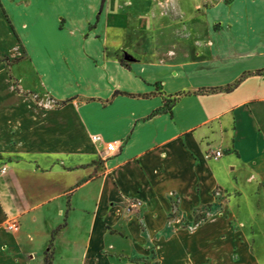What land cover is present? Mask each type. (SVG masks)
Here are the masks:
<instances>
[{"label":"crops","instance_id":"0c3cea01","mask_svg":"<svg viewBox=\"0 0 264 264\" xmlns=\"http://www.w3.org/2000/svg\"><path fill=\"white\" fill-rule=\"evenodd\" d=\"M90 1L0 0L10 74L52 96L0 60V264H44L56 229L51 264H264V0L204 5L192 57L128 67Z\"/></svg>","mask_w":264,"mask_h":264},{"label":"rangeland","instance_id":"374dc122","mask_svg":"<svg viewBox=\"0 0 264 264\" xmlns=\"http://www.w3.org/2000/svg\"><path fill=\"white\" fill-rule=\"evenodd\" d=\"M215 1L217 0H104L96 25L101 26L99 34L105 39V52L125 63L128 60L183 61L192 57L197 34L204 29L195 20L199 17L196 9ZM63 22L64 19H61V24ZM4 47L8 49L9 44H4ZM25 56V50L17 47L6 54L0 52V60L3 61L6 73L9 72L10 88L17 91L20 97L31 99L36 107L45 108L48 100L52 99L49 93L35 89L24 90L19 78L10 74L12 67ZM216 192L221 200L223 191L217 189ZM212 209L211 205L199 209L195 213V222ZM230 251L233 253L231 258L235 259L234 250ZM148 259L149 255L147 259L129 257L133 262Z\"/></svg>","mask_w":264,"mask_h":264},{"label":"built area","instance_id":"2783aa9c","mask_svg":"<svg viewBox=\"0 0 264 264\" xmlns=\"http://www.w3.org/2000/svg\"><path fill=\"white\" fill-rule=\"evenodd\" d=\"M91 140L93 142H98L101 140V137L99 135H92L91 136ZM106 150L108 152H115L117 150V146L115 145V143L112 141V142H106ZM209 156H211L212 158H219L221 155H222V152L220 150H214L212 151L211 153L208 154ZM6 168L4 166L0 167V175H2L4 172H5ZM132 206H138L140 205V201H134L132 202L131 204ZM8 228L10 229H17V223L16 222H11L9 225H8Z\"/></svg>","mask_w":264,"mask_h":264},{"label":"trees","instance_id":"16d2710c","mask_svg":"<svg viewBox=\"0 0 264 264\" xmlns=\"http://www.w3.org/2000/svg\"><path fill=\"white\" fill-rule=\"evenodd\" d=\"M103 2H104V0H101L100 1L99 11L102 9ZM97 18H98V16L96 17V19ZM120 62L124 66L128 67V65L125 62H123L122 59H120ZM225 89L228 90L230 88H229V86H227ZM173 207H174V204H173ZM171 216H172V214H171ZM56 231H57V229L54 231L53 236H54V234H55ZM53 236H52V238H51V240L49 242L48 250L45 252V255H44V264H51V257H52V250H51V248H52V239H53Z\"/></svg>","mask_w":264,"mask_h":264}]
</instances>
